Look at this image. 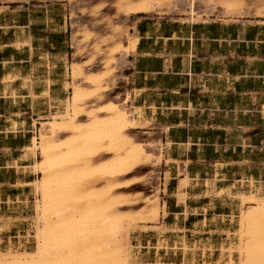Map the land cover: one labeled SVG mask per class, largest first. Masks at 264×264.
<instances>
[{
    "label": "crops",
    "instance_id": "1",
    "mask_svg": "<svg viewBox=\"0 0 264 264\" xmlns=\"http://www.w3.org/2000/svg\"><path fill=\"white\" fill-rule=\"evenodd\" d=\"M82 5L0 0V246L17 243L24 224L1 230V221L18 219L19 209L28 215L36 174L21 156L34 124L61 111L67 97L76 55L72 11L76 25L94 28L96 18L79 13ZM120 19L136 46L110 99L131 96L137 125L128 134L161 145L163 155L137 174L150 175V183L124 190L159 195V221L148 227L163 230L132 234L131 264H217L243 207L239 195L264 197V17Z\"/></svg>",
    "mask_w": 264,
    "mask_h": 264
},
{
    "label": "bare ground",
    "instance_id": "2",
    "mask_svg": "<svg viewBox=\"0 0 264 264\" xmlns=\"http://www.w3.org/2000/svg\"><path fill=\"white\" fill-rule=\"evenodd\" d=\"M119 5L126 16L162 12L167 7L171 12L193 17L214 11L240 17L264 16V3L254 7L246 0H120ZM135 46L136 41L131 46L122 42L113 49L114 56L109 62H116V66L110 69L112 73L124 69L127 51L129 47L134 50ZM94 62L71 64L69 74L74 81L83 77L84 85L74 83L67 115L60 116L63 118L60 120L53 118L43 122L33 139L31 151L35 156L40 152L42 157L33 166L38 175L34 185L42 196L35 204L38 236H41L43 225L42 241L35 252H0V264H130L128 244L122 243L123 235L129 232V226L137 221L139 214L142 220H159L158 195H147L141 200V192L123 190L145 178L137 175L144 167L153 162L161 163V145L138 142L128 134L136 126L134 109L128 108L130 95L122 101L111 99L86 108L87 101L108 91L104 83L111 71H85V67ZM64 134L67 135L62 136ZM156 173L154 171L153 178L157 177ZM66 174L76 175L74 180H83L79 185L71 184L73 189L67 193L61 186L68 179ZM101 182L102 186L95 187ZM187 184V178L181 179L180 189ZM65 195L69 196L68 200H61ZM240 199L253 205L240 217V253L244 256L240 264H264V197L241 195ZM141 203L145 206L136 209V213L121 210L139 207ZM124 219L128 220L126 224ZM62 229L69 232L65 235L68 237L62 238L64 241L59 236ZM126 237L128 239V235Z\"/></svg>",
    "mask_w": 264,
    "mask_h": 264
},
{
    "label": "rangeland",
    "instance_id": "3",
    "mask_svg": "<svg viewBox=\"0 0 264 264\" xmlns=\"http://www.w3.org/2000/svg\"><path fill=\"white\" fill-rule=\"evenodd\" d=\"M119 1L120 0H68V2H70L71 6L74 7H80V5H82L83 8L79 9V13H82L84 15H88V13H90L92 15V17H95V22H94V28L89 27L88 25H76L74 23V19H76V17L78 16V11L74 12L72 11L71 14V18L73 19V31H72V39L74 38V45L76 47V55H74L75 59L72 60V62L70 64H72L73 62H79V63H83L86 61H89V63L93 60H95V62L93 63V65L85 67V71H103V69L105 72H109L111 71L115 66H116V62H109L112 61L111 59L113 58V54L112 51L114 48L117 47L118 44H121L122 42H127L129 46H131L132 44L130 43L131 40V35L129 34V31L127 28H124L123 26L119 25L120 24V17L121 15H126L124 12V9L120 7L119 5ZM247 3H250V5L252 6H256V5H263L264 1L262 0H246ZM87 3H93L95 4V6L92 7V9H88L85 5H87ZM119 5V6H118ZM88 6V5H87ZM121 8V9H120ZM123 9V10H122ZM169 7L164 8L162 10V12H154V14H168V15H172V16H176V17H185L187 18V20L192 21V22H196V21H203L204 19H210V18H214V19H237V18H242L239 15L235 14V15H226V14H222L221 12H212L211 14L207 15L206 13L202 14L200 17H193L191 15H183L182 13H176V12H171L169 11ZM254 11V10H253ZM218 13V14H217ZM222 14V15H221ZM207 15V16H206ZM250 16L254 17H264L262 15H253L251 14ZM194 19H196L194 21ZM97 27H101V29L97 30ZM132 42V40H131ZM73 45V44H72ZM131 50V48L129 47L127 54L125 56H128L129 51ZM84 57V59L80 58L77 59V57ZM111 58V59H110ZM124 58V57H122ZM88 63V64H89ZM109 63V65H108ZM112 63V64H110ZM71 68H69L68 65V72H67V83H66V89L68 91L67 93V97L65 99L64 102H62V107H61V111L56 112V113H52L49 117L47 121H52L53 118H56L58 120H60L63 116L67 115V108L68 105L70 104L73 94H74V90H75V84L74 83H80L82 85L84 82L83 77L81 79H78L76 81L73 80V78L71 77V75L69 74ZM109 69V70H108ZM111 69V70H110ZM113 71L109 72V76L104 83V86H106L105 90H108L106 92H104L102 95L97 94L92 100L87 101V105L86 108H93L96 106H99L103 103H105L108 100H111L110 98H112L111 94L114 91H111L113 87V85H116V73H112ZM114 82V83H113ZM89 86V85H88ZM111 88V90H110ZM135 111V110H134ZM62 116V117H60ZM134 117V115H133ZM63 119V118H62ZM86 119V118H85ZM84 119V120H85ZM43 123V122H42ZM40 124L37 127V124L35 125V130L34 133L32 135L33 139L36 135V132H38L40 130V128L43 126V124ZM137 125V123H136ZM136 127V126H135ZM67 134H64L62 136H66ZM31 137V138H32ZM33 139H32V144L30 141V146L23 151L21 158L23 159L21 163H25L23 162L24 160H27V164H32V168H30L29 170L34 172V164L38 161L42 160L41 154L40 152H38L37 156H35L33 154V151H31V147H33ZM109 158V157H106ZM103 160V159H102ZM101 161V160H100ZM152 164L155 165H160L157 164L155 162H153ZM69 169V168H68ZM67 169V170H68ZM35 173V172H34ZM42 175H40L41 177ZM66 182L61 183V186L63 187V192L66 191V193L68 191H72L73 189V185L70 186L71 184H80L81 182H83V180H74V176H70L69 174H66ZM68 176V177H67ZM38 178V175H35L34 180L36 181V179ZM72 178V179H71ZM141 183L145 184V183H150L151 181V177L150 175L145 176V178L143 177L141 179ZM31 182V184H29L30 188L29 190L32 192V197L29 199V202H27V209L26 211H28V215H25L26 220L23 219L22 217V213L21 210H18V214L16 213V217H19L16 220H2V228L6 229L9 227L10 223H14V224H20V223H24L23 225H21V228H19V230H21V232L16 233L17 235V239L16 242L14 243L11 242L8 246H0V252L1 253H14V254H20V253H27V252H35L40 244V242L42 241V231H43V225H41L42 231H41V236H38V220H37V212H35V204L37 199L41 198V194L37 192L34 182ZM87 182V181H86ZM103 183H97V185H95V187H100L102 186ZM149 185V184H148ZM60 186V185H59ZM140 190H144V189H140V188H132L130 189L128 192H136V191H140ZM124 191V190H123ZM159 191V190H158ZM153 193H151V191H145L142 192L141 195V200L142 197H145L147 195H152ZM157 195V194H156ZM159 196V195H158ZM255 198H258L260 196L258 195H249ZM241 197V195H239V198ZM69 196L65 195L63 197H60L61 200L66 201L68 200ZM84 200V199H82ZM242 201V209L240 210L238 217H236L234 219V224H233V229L232 232L227 234L228 237V241L227 244L224 245L221 248V252H222V261L218 262L217 264H240L242 263L244 256L240 253V245L242 243H240L241 239H240V235H239V230L241 228V215L248 211V209L253 206L252 204L249 203H245L243 201V199H241ZM97 205H99V203H97ZM96 205V206H97ZM145 206L144 203H141L139 205V207H135V208H123L121 210H130L132 213H136L138 212L137 210H139V208ZM137 209V210H136ZM97 210L99 211L100 209L97 208ZM120 210V209H119ZM136 210V211H135ZM138 215V213H137ZM141 215V216H140ZM142 218V214H139L138 218ZM28 218V219H27ZM137 221H135L132 225L129 226V232L126 233L128 235V239H126L127 235H123V244L127 246V248L129 249V255H130V264L133 261V246H132V242H131V236L134 233H138L139 231L142 230H149V229H154L156 231H163L162 228H158V227H152L149 228L148 225H156L158 223L157 220H155V222L152 221H148L146 219L142 220L141 218L138 219ZM124 219V224H126V222L128 220ZM25 225V226H24ZM127 227V226H126ZM10 228V227H9ZM40 228V227H39ZM66 229V228H65ZM18 230V229H17ZM63 231H61L60 233V240L62 241L63 239H65V235L69 234V232L64 231V229H62ZM37 237V238H36ZM65 237V238H64ZM97 237V236H96ZM63 238V239H62ZM93 239H95V236L93 237ZM40 240V241H39ZM127 240V241H126ZM26 241H28L27 243H25ZM64 241V240H63ZM66 241V240H65ZM125 242V243H124ZM29 250V251H28Z\"/></svg>",
    "mask_w": 264,
    "mask_h": 264
},
{
    "label": "built area",
    "instance_id": "4",
    "mask_svg": "<svg viewBox=\"0 0 264 264\" xmlns=\"http://www.w3.org/2000/svg\"><path fill=\"white\" fill-rule=\"evenodd\" d=\"M241 184V183H240Z\"/></svg>",
    "mask_w": 264,
    "mask_h": 264
}]
</instances>
